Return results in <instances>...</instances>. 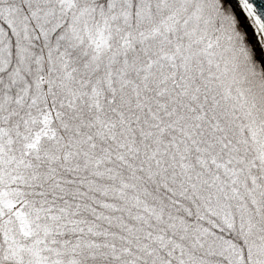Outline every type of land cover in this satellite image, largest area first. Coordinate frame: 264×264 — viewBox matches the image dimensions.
I'll use <instances>...</instances> for the list:
<instances>
[{"label": "trees", "instance_id": "trees-1", "mask_svg": "<svg viewBox=\"0 0 264 264\" xmlns=\"http://www.w3.org/2000/svg\"><path fill=\"white\" fill-rule=\"evenodd\" d=\"M261 60L235 0H0V264H264Z\"/></svg>", "mask_w": 264, "mask_h": 264}, {"label": "water", "instance_id": "water-1", "mask_svg": "<svg viewBox=\"0 0 264 264\" xmlns=\"http://www.w3.org/2000/svg\"><path fill=\"white\" fill-rule=\"evenodd\" d=\"M264 56V0H235Z\"/></svg>", "mask_w": 264, "mask_h": 264}, {"label": "rangeland", "instance_id": "rangeland-1", "mask_svg": "<svg viewBox=\"0 0 264 264\" xmlns=\"http://www.w3.org/2000/svg\"><path fill=\"white\" fill-rule=\"evenodd\" d=\"M224 12H226V13H227V12H229V11H228V9H226V8H225V9H224ZM237 18H238V17H237ZM238 20H239V19H238ZM261 64H262V65H263V67H264V60H261Z\"/></svg>", "mask_w": 264, "mask_h": 264}]
</instances>
